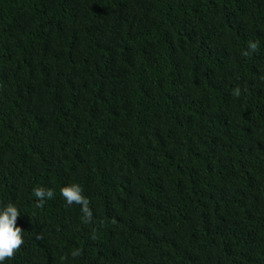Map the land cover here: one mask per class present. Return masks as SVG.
I'll use <instances>...</instances> for the list:
<instances>
[{
  "label": "trees",
  "instance_id": "16d2710c",
  "mask_svg": "<svg viewBox=\"0 0 264 264\" xmlns=\"http://www.w3.org/2000/svg\"><path fill=\"white\" fill-rule=\"evenodd\" d=\"M8 204L4 264H264V0H0Z\"/></svg>",
  "mask_w": 264,
  "mask_h": 264
},
{
  "label": "clouds",
  "instance_id": "9594fccd",
  "mask_svg": "<svg viewBox=\"0 0 264 264\" xmlns=\"http://www.w3.org/2000/svg\"><path fill=\"white\" fill-rule=\"evenodd\" d=\"M60 194L68 205H80L85 217L90 218L91 213L79 185L65 186L61 189ZM34 195L42 201L46 197H51L52 192L37 188L34 190ZM18 215L17 208L12 204L0 208V264H4L6 258L12 257L14 251L23 243L21 228L16 225Z\"/></svg>",
  "mask_w": 264,
  "mask_h": 264
}]
</instances>
